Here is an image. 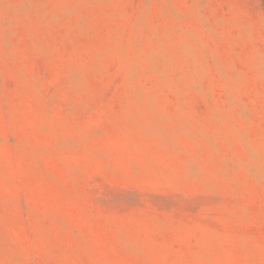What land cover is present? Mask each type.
<instances>
[{"label": "rangeland", "instance_id": "obj_1", "mask_svg": "<svg viewBox=\"0 0 264 264\" xmlns=\"http://www.w3.org/2000/svg\"><path fill=\"white\" fill-rule=\"evenodd\" d=\"M0 264H264V0H0Z\"/></svg>", "mask_w": 264, "mask_h": 264}]
</instances>
